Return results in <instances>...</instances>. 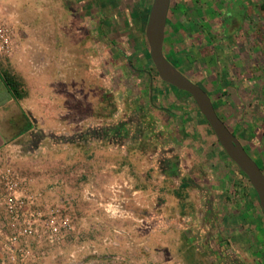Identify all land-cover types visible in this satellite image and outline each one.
Listing matches in <instances>:
<instances>
[{
    "label": "rangeland",
    "instance_id": "1",
    "mask_svg": "<svg viewBox=\"0 0 264 264\" xmlns=\"http://www.w3.org/2000/svg\"><path fill=\"white\" fill-rule=\"evenodd\" d=\"M146 1L0 0V71L27 92L0 162V264H264L244 176L190 97L146 74ZM230 1L226 27L167 50L264 171V0L247 19Z\"/></svg>",
    "mask_w": 264,
    "mask_h": 264
},
{
    "label": "water",
    "instance_id": "2",
    "mask_svg": "<svg viewBox=\"0 0 264 264\" xmlns=\"http://www.w3.org/2000/svg\"><path fill=\"white\" fill-rule=\"evenodd\" d=\"M171 0H152L145 25V40L158 78L166 85L189 95L211 128L227 158L242 172L253 188L264 214V173L249 156L239 139L218 116L207 92L189 80L165 57L163 47Z\"/></svg>",
    "mask_w": 264,
    "mask_h": 264
},
{
    "label": "trees",
    "instance_id": "3",
    "mask_svg": "<svg viewBox=\"0 0 264 264\" xmlns=\"http://www.w3.org/2000/svg\"><path fill=\"white\" fill-rule=\"evenodd\" d=\"M190 1V0H189ZM248 1H250L251 2V5L250 6H248V7H245V8H243V9H241L242 10V12H241V15H242V17H244L245 19H247L248 17H247V15H248V9L249 8H254V6L255 5H257V3L255 2V0H248ZM261 1H263V0H261ZM147 2V4H148V6L152 3V0H147L146 1ZM230 3H231V1H229ZM184 7H185V9H181L180 11L178 10L179 8H176V13H175V16H176V23H178V25L177 24H174L175 26H177V27H172V26H170L169 25V22H168V20H167V25H166V30H165V40H164V47H163V51H164V55H165V57L169 60V57H170V52L167 50V44H168V41H173V39L174 38H176L177 37V30L178 29H180V31L178 32V33H180L179 35H178V37L180 36L182 39L183 38H185L188 34H190L191 32H193L194 30H196L197 29V25L198 26H200V25H202V21H201V19H196L195 20V24L193 23V25L192 26H190V28H187L188 30H185L184 29V26L185 27H187V23H188V21L189 20H192L193 18H191L190 17V15H191V10L192 9H195L194 7H195V5H186L185 6V4L187 3V4H189L188 3V0H185L184 2ZM254 3V4H253ZM232 4V3H231ZM232 9V11L231 12H233V13H235V14H237V12H238V8H231V5H230V10ZM234 9V10H233ZM170 11L172 12V11H174L175 12V9H173V0H171V4H170ZM170 12V13H171ZM173 12V13H174ZM238 13H240V12H238ZM145 20H144V24L146 23V19L147 18H144ZM232 19H233V17H231V18H227V17H223L222 15L220 16V19H219V21H220V23L218 24V28H222L223 26H225L226 27V25L228 24V23H230V22H232ZM197 24V25H196ZM226 24V25H225ZM222 26V27H221ZM176 29V30H175ZM170 61V60H169ZM170 62H172V61H170ZM173 64V63H172ZM174 66H175V68L177 67L175 64H173ZM178 68V67H177ZM179 69V68H178ZM180 70V69H179ZM146 74H147V76L153 81L154 79H157L158 81H160L161 82V80L158 78V75H157V73H156V71H155V69H154V66H153V64L151 63V69H150V71H148V72H146ZM1 78L3 79V81H4V84H5V86H6V88H7V90L9 91V93H10V95H11V97H12V99L14 100V101H21V100H23L25 97H26V95H27V92L25 91V89H24V87H23V84H22V82H20L17 78H15L13 75H11V74H9L8 72H1ZM161 83H163V82H161ZM189 96V95H188ZM190 97V96H189ZM190 99L192 100V103L194 104V106H196L195 105V103H194V101H193V99L190 97ZM240 113V112H239ZM240 114H242V113H240ZM219 116V115H218ZM241 117H242V115H240ZM257 116V118H259L260 120H261V128H262V131L264 132V115L263 116H261V115H259V114H257L256 115ZM222 120V119H221ZM224 123H225V125H226V127L234 134V132H233V128H235L236 126H238L240 123H241V120L240 119H238V118H236V119H232V121L231 122H229V121H227V120H222ZM28 129V128H27ZM215 144L219 147V149H221V151L224 153V151L222 150V148L220 147V145L218 144V142H215ZM242 144V146L244 147V149L246 150V152L248 153V149L243 145V143H241ZM225 154V153H224ZM249 154V153H248ZM226 155V154H225ZM249 156L251 157V155L249 154ZM227 157V156H226ZM252 158V157H251ZM253 159V158H252ZM229 160V159H228ZM254 160V159H253ZM229 162L232 164V165H234L230 160H229ZM235 166V165H234ZM259 166V165H258ZM236 167V166H235ZM260 167V166H259ZM237 168V167H236ZM238 169V168H237ZM260 169L262 170V167H260ZM239 170V169H238ZM239 172H240V170H239ZM262 172L264 173V171L262 170ZM243 176H244V178H245V180H246V183H247V186H248V191H247V195L249 196V198H250V200H251V203H253V205H254V207H255V209H256V211H257V214L260 216V217H262L263 219H264V214L262 213V211H261V209H260V207H259V203H258V198H257V196H256V194H255V192H254V190H253V188L251 187V185L249 184V182H248V180H247V178L245 177V175L242 173V172H240Z\"/></svg>",
    "mask_w": 264,
    "mask_h": 264
},
{
    "label": "crops",
    "instance_id": "4",
    "mask_svg": "<svg viewBox=\"0 0 264 264\" xmlns=\"http://www.w3.org/2000/svg\"><path fill=\"white\" fill-rule=\"evenodd\" d=\"M229 1L230 0H188V5H195V11L198 14V16L195 17V20L201 19L202 24L209 23L212 24L213 28H218L221 15L224 18L231 16L230 14L232 13V10H230L231 3ZM190 17L194 18V16L191 15ZM13 102L14 105H18L19 107V102L21 101L17 102L12 99L3 79L1 78L0 71V162H4L5 158L8 156V152H10L13 135L11 132V107ZM20 111H23L22 108ZM1 211L2 210H0V213Z\"/></svg>",
    "mask_w": 264,
    "mask_h": 264
},
{
    "label": "built area",
    "instance_id": "5",
    "mask_svg": "<svg viewBox=\"0 0 264 264\" xmlns=\"http://www.w3.org/2000/svg\"><path fill=\"white\" fill-rule=\"evenodd\" d=\"M18 203L14 204V205H8V212L9 214L12 216L11 218L16 221V218L20 216H24V213L22 212V206H23V202L21 200H17ZM12 227H14V222L11 225ZM21 232L18 234L20 235ZM4 263V262H2Z\"/></svg>",
    "mask_w": 264,
    "mask_h": 264
},
{
    "label": "flooded vegetation",
    "instance_id": "6",
    "mask_svg": "<svg viewBox=\"0 0 264 264\" xmlns=\"http://www.w3.org/2000/svg\"><path fill=\"white\" fill-rule=\"evenodd\" d=\"M171 63H172V62H171ZM174 67H175V66H174ZM179 71H180L182 74H184V75L186 74V73L182 72L181 70H179ZM186 75H187V74H186ZM186 75H185V76H186ZM186 77H187L189 80H191V79L189 78L188 75H187ZM158 109H160V110H164L163 108H160V107H158ZM118 129L121 131L122 128H118ZM118 129L114 131V132H116V135H115V136L118 135V133H117ZM100 132H102V131H100ZM105 132H106V130H105ZM110 135H111V132H110ZM92 136H93V135H92ZM89 137H90V135H89ZM106 137H107V134H103V135H102V139H106Z\"/></svg>",
    "mask_w": 264,
    "mask_h": 264
}]
</instances>
